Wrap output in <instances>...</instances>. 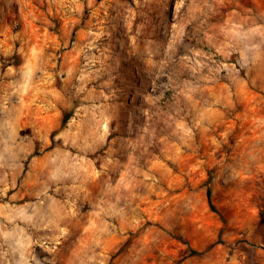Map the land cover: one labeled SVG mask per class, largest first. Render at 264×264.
Instances as JSON below:
<instances>
[{"label":"rangeland","instance_id":"rangeland-1","mask_svg":"<svg viewBox=\"0 0 264 264\" xmlns=\"http://www.w3.org/2000/svg\"><path fill=\"white\" fill-rule=\"evenodd\" d=\"M0 264H264V0H0Z\"/></svg>","mask_w":264,"mask_h":264},{"label":"trees","instance_id":"trees-1","mask_svg":"<svg viewBox=\"0 0 264 264\" xmlns=\"http://www.w3.org/2000/svg\"><path fill=\"white\" fill-rule=\"evenodd\" d=\"M79 103H80V100L77 97H72L71 105L65 112H63L61 122L58 128L54 131L55 133L61 131L62 129L66 127L68 119L71 117L74 109L79 105Z\"/></svg>","mask_w":264,"mask_h":264}]
</instances>
